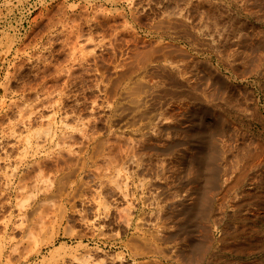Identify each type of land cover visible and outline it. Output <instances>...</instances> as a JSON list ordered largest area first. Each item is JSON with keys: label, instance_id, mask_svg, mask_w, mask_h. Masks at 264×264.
Listing matches in <instances>:
<instances>
[{"label": "rangeland", "instance_id": "rangeland-1", "mask_svg": "<svg viewBox=\"0 0 264 264\" xmlns=\"http://www.w3.org/2000/svg\"><path fill=\"white\" fill-rule=\"evenodd\" d=\"M215 253L264 264V0H0V264Z\"/></svg>", "mask_w": 264, "mask_h": 264}, {"label": "crops", "instance_id": "crops-1", "mask_svg": "<svg viewBox=\"0 0 264 264\" xmlns=\"http://www.w3.org/2000/svg\"><path fill=\"white\" fill-rule=\"evenodd\" d=\"M223 254L222 253H215V254H209L207 257L202 258L203 264H224L223 261L225 260V258H223ZM233 258L235 259V256H233ZM184 260L186 261V259L184 258ZM162 261V258H160V263ZM207 261V263H205ZM156 264V262H155ZM167 264H174L171 262L167 263ZM184 264H187L186 262H184Z\"/></svg>", "mask_w": 264, "mask_h": 264}, {"label": "bare ground", "instance_id": "bare-ground-1", "mask_svg": "<svg viewBox=\"0 0 264 264\" xmlns=\"http://www.w3.org/2000/svg\"><path fill=\"white\" fill-rule=\"evenodd\" d=\"M50 126H51V125H50ZM50 130H51V129H50ZM46 132H47V131H46ZM28 140H29V139H28ZM196 202H197V201H196ZM196 204H197V206H198V202H197ZM197 206H195V207H196V209L198 210ZM196 209H195V210H196ZM199 209H200V205H199ZM197 210H196V211H197ZM198 212H200V211L198 210ZM198 212H197V214H198ZM199 215H200V214H199ZM172 236H173V235H172ZM172 236H171V237H172ZM176 250H177V249H176ZM178 250H179V252H180V253H179V252H178V253L181 254V250H180V249H178ZM176 254H177V253H176ZM175 258L178 259L177 256H176ZM179 261H180V260H179ZM175 262H176V260H175ZM176 263H177V262H176ZM176 263H175V264H176ZM181 263H183V262H181ZM177 264H178V263H177Z\"/></svg>", "mask_w": 264, "mask_h": 264}]
</instances>
